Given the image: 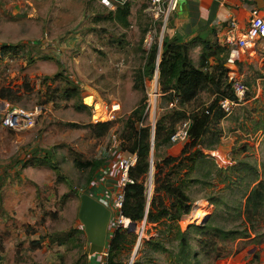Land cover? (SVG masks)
Returning <instances> with one entry per match:
<instances>
[{"label": "rangeland", "instance_id": "rangeland-1", "mask_svg": "<svg viewBox=\"0 0 264 264\" xmlns=\"http://www.w3.org/2000/svg\"><path fill=\"white\" fill-rule=\"evenodd\" d=\"M128 1L131 5L130 26L122 29L104 19L110 11L94 0H0V89H12L19 98L15 104L1 99L0 102L25 110H39L36 124L30 129L10 131L0 125L2 264L87 262L82 249L52 242L54 235L83 228L78 219L80 196L93 193L92 190L96 196L95 189H104L102 181L105 177L96 176L88 183L90 171L75 165V155H79L82 162L104 159V165L113 166L118 155L113 137L116 136L120 146V122L141 101L143 104L150 101L152 105V111L145 119L147 124L169 111L163 95L156 98V103L148 97L153 93L154 78L145 80L144 88L134 89L135 74L143 63V52H147L156 40L160 43L165 32L161 34L159 25L149 22L151 18L143 0ZM147 23L151 26L142 42L141 31ZM4 45L14 48L4 54ZM198 55L199 52L191 53L196 64ZM209 63L212 65L213 60ZM237 70L250 92L245 104L219 124L222 136L215 150L229 161L225 167H219L242 168L239 174L248 181L252 176L244 169L247 165L256 171L258 180L264 181V129L261 128L264 126V42L257 46L251 58L242 57ZM58 73L62 76L57 79ZM68 89H78L79 95L65 100L61 93ZM51 95L54 101L47 102ZM208 100V95L202 93L199 102L208 103ZM79 103L90 110H76L74 105ZM115 104L118 106L112 109ZM94 121L114 122V126L105 137L94 139L84 127L89 123L96 124ZM186 143H182L183 146ZM176 151L169 147L165 152L160 150L157 156L165 153V156H179ZM211 151L205 150L204 154L209 156L207 153ZM43 155L46 159L39 164ZM48 159L58 167V172L50 168ZM231 177L237 181L238 175L231 174ZM206 182L211 186H194L188 191L193 201L192 212L198 211L197 216L204 215L206 219L215 210L225 214L222 204L211 205L206 197H222L229 206L243 203L245 183L237 184V188L230 191L223 189L213 176ZM110 191L104 193L109 206L114 199L112 188ZM202 220L196 222L183 217L179 227L185 231L193 223L201 225ZM216 224L224 229L237 228L238 225L242 228L239 222L230 220H219ZM142 226V242L135 256L136 247L132 253L123 251L121 259L124 263L174 264V259L167 253L151 252L145 245L150 240H162L160 231L163 227L138 223L131 230L138 234ZM255 228V232L251 231V239L236 240L228 246L231 252L217 259L205 255L198 247L195 234H191V251L195 254L193 264H264V219L259 220ZM253 239L259 244H253ZM35 240L39 241L38 245L32 244ZM163 247L172 254L177 252L174 240L163 241ZM86 251L88 255V249ZM255 255L257 263L253 262Z\"/></svg>", "mask_w": 264, "mask_h": 264}, {"label": "trees", "instance_id": "trees-1", "mask_svg": "<svg viewBox=\"0 0 264 264\" xmlns=\"http://www.w3.org/2000/svg\"><path fill=\"white\" fill-rule=\"evenodd\" d=\"M130 6L128 1L114 12H108L104 19L118 24L122 29H127L130 26L128 20ZM149 22L160 27L159 22H153L152 19ZM150 26L147 23L146 28L141 31L142 42ZM200 43L198 66H194L191 61L190 44L181 43L174 37H168L166 30L160 43L156 40L147 52H143V63L135 74L134 89L144 88L145 80H153L154 75L157 74L160 93L165 97L167 103L177 99L178 107L161 113L154 126L151 127L145 122L146 105L141 101L140 105L120 122L121 126L118 131L121 143L119 149L137 156L135 166L128 172V177L133 183L126 184L123 189L121 213L130 220L134 228L142 222L145 225L162 226L163 229L160 231V234L163 235L162 240L160 238L158 242L150 240L145 245L150 247L151 252L167 253L174 259L172 261L174 264H193L195 254L191 251L189 240L191 234H195L198 247L205 255L217 259L231 252L228 246L236 240L251 239V231L255 232V225L259 220L264 219V181L258 180L256 171L245 165L244 169L249 171L252 176L251 179L245 181V177L239 174L243 170L242 168L237 166L219 167L215 161L204 154L205 150H215L220 144L222 132L219 124L225 119V116L219 109V102L226 98L233 99L234 95L231 85L227 81V69L224 66L228 59V47L219 45L212 39L202 40ZM12 48L14 47L11 45H4L2 53L5 54ZM210 60H213L212 65L209 63ZM61 76L62 74L58 73L55 78L58 79ZM202 93L208 95V103L199 102ZM61 94L65 100L79 95L78 89H68ZM52 97L53 95L47 102L54 101ZM0 99L13 104L19 101L15 91L9 88L0 89ZM188 107H190L189 111H186ZM74 108L78 111L90 110L89 107L81 103L74 105ZM185 122L188 123L187 143L183 146L180 155L171 157L165 156V153L158 157L157 154L160 150L165 152L172 146L170 137ZM113 126L114 122L84 125L94 139L108 135ZM70 127L76 126L70 125ZM261 128L264 129V126ZM43 156L42 160H38L39 164H43L45 161L46 156ZM155 158L158 160L152 161ZM46 161L51 169L58 172L56 165L49 159ZM74 163L77 167L90 171L87 179V182L90 183L94 177L99 175L105 160L82 162L80 156L75 155ZM152 166H154V172ZM150 173L151 194L150 197H147V182ZM231 174L238 175V183L236 180H232ZM212 176L217 179L219 184L223 185V189L230 191L234 187L237 188V184L245 183L246 188L243 189L242 194L243 203L238 202L237 205L229 206V203L222 197H206L211 205L217 207L222 204L224 206L222 211L225 214L215 210L201 225L191 224L185 231H182L179 222L184 216L189 215L193 208V201L188 191L194 186L200 188L211 186L206 182V179ZM219 220L239 222L242 228H239L240 225H238L237 228L224 229L216 224ZM173 240L177 242L175 254L163 247V241ZM38 242L35 240L32 241V244L38 245ZM52 242L59 246H67V248L82 249L85 261L86 256L88 258L86 253L87 238L83 228L54 235ZM252 242L259 244L257 239H253ZM136 245L137 235L132 230L115 229L108 242L106 264H125L121 259L123 251L130 250L132 253ZM254 258L256 260L253 262L257 263V256L255 255ZM2 261L3 257L0 255V264ZM137 262L132 264H138ZM82 264H87V262Z\"/></svg>", "mask_w": 264, "mask_h": 264}, {"label": "built area", "instance_id": "built-area-1", "mask_svg": "<svg viewBox=\"0 0 264 264\" xmlns=\"http://www.w3.org/2000/svg\"><path fill=\"white\" fill-rule=\"evenodd\" d=\"M99 3L103 8L114 12L118 7L123 6L128 0H94ZM147 5V11L153 22L160 23L161 34L166 30L170 16L176 10L178 0H143ZM162 38V37H161ZM217 42L219 45H224L228 47L229 54L226 64L224 65L227 69V81L231 85L233 92V99H222L218 106L223 112L225 118L230 116L234 110L243 105L247 99L249 93L248 86L241 80V76L238 73L237 66L241 63L242 57L251 58L256 51L258 45H262L264 42V1L261 7H254L250 9L249 20L247 27L241 31L238 28V24L234 19L228 20L226 24V29L221 34L218 35ZM155 87L152 94H148L149 99L152 97L156 103V98L162 96L157 87V74L154 75ZM145 113L147 117L152 111V105L150 101L145 104ZM118 106L113 105L111 108ZM178 107V100L174 99L167 103L166 109L172 110ZM153 111L155 112V106H153ZM39 110H25L17 106L10 105L7 102H0V125L10 131H20L22 129H30L36 124L38 118ZM109 119H112L111 114H109ZM99 119L95 120L98 121ZM94 121V122H95ZM98 123V122H95ZM155 121L151 122L150 125L153 127ZM187 128L188 123L185 122L180 125L176 132L170 137L172 144L184 143L187 141ZM114 150H117L118 155L114 158L113 166L103 165L100 171L101 174L98 176L100 178L105 177L104 182L102 181L104 189L102 191L96 190V196L93 193H87L105 207L110 210V221L107 226L105 246L101 253L89 255L88 261L91 258H95L96 262L94 264H106L108 255V242L113 232L117 228H122L126 230H131L132 223L129 219L125 218L121 213V208L123 204V189L126 184H132L133 181L128 177V172L133 168L137 161L136 154H130L127 152H122L119 149V141L116 136L113 137ZM209 156L216 162L218 166L225 167L228 163L227 159L221 155L219 151L213 150L208 153ZM108 173V174H106ZM106 174V175H105ZM112 181H114L112 183ZM148 193L147 197L151 194V173L148 179ZM94 185V184H93ZM113 185H116L115 187ZM110 188H112L113 197L111 205H108V198L104 194L105 191L111 193ZM105 190V191H104ZM103 192V193H102ZM193 211V208H192ZM190 212L189 215L184 216L187 219L199 222L202 219V224L205 219L204 215L194 217L196 212ZM192 221V222H193ZM144 224V223H143ZM196 224V223H193ZM135 229V228H134ZM137 235V247L140 245L142 238L144 237V226ZM87 261V264H89Z\"/></svg>", "mask_w": 264, "mask_h": 264}, {"label": "crops", "instance_id": "crops-1", "mask_svg": "<svg viewBox=\"0 0 264 264\" xmlns=\"http://www.w3.org/2000/svg\"><path fill=\"white\" fill-rule=\"evenodd\" d=\"M263 1L178 0L176 10L170 16L167 35L170 38H176L181 43L190 44V58L193 63L194 60L191 57V53L200 51V42L202 40L212 39L217 41L218 35L225 31L226 24L230 19H234L238 24L239 30L243 31L248 24L250 9L261 7ZM193 64L198 66L199 55L197 64L195 62ZM249 136L244 135V137ZM182 148V143L172 144L170 147L172 151L177 150V153H180ZM174 157H178V155ZM95 262V258H91L88 261L89 264H94Z\"/></svg>", "mask_w": 264, "mask_h": 264}, {"label": "water", "instance_id": "water-1", "mask_svg": "<svg viewBox=\"0 0 264 264\" xmlns=\"http://www.w3.org/2000/svg\"><path fill=\"white\" fill-rule=\"evenodd\" d=\"M79 199L78 219L83 225L87 238L88 254H99L105 246L110 210L87 193L82 194ZM130 228L133 229L134 225H131ZM136 250L137 248H135L133 256H135Z\"/></svg>", "mask_w": 264, "mask_h": 264}, {"label": "clouds", "instance_id": "clouds-1", "mask_svg": "<svg viewBox=\"0 0 264 264\" xmlns=\"http://www.w3.org/2000/svg\"><path fill=\"white\" fill-rule=\"evenodd\" d=\"M212 151H213V150H212ZM211 159H212V158H211ZM213 161H214V160H213ZM142 223H144V222H142ZM144 224H145V223H144ZM133 229H134V228H133ZM136 248H138L137 245H136ZM87 249H88V246H87Z\"/></svg>", "mask_w": 264, "mask_h": 264}, {"label": "bare ground", "instance_id": "bare-ground-1", "mask_svg": "<svg viewBox=\"0 0 264 264\" xmlns=\"http://www.w3.org/2000/svg\"><path fill=\"white\" fill-rule=\"evenodd\" d=\"M197 213V212H196ZM196 215V214H195ZM197 216V215H196ZM196 216H194V217H196Z\"/></svg>", "mask_w": 264, "mask_h": 264}]
</instances>
